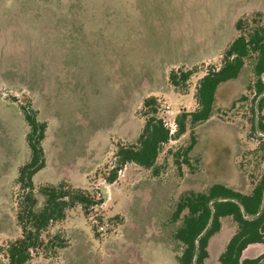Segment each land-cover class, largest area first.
Here are the masks:
<instances>
[{"label": "rangeland", "instance_id": "obj_1", "mask_svg": "<svg viewBox=\"0 0 264 264\" xmlns=\"http://www.w3.org/2000/svg\"><path fill=\"white\" fill-rule=\"evenodd\" d=\"M244 16L264 19V0H0V245L21 233L16 178L30 150L20 105L29 103L48 122L47 164L35 183L66 179L104 199L87 215L69 210L60 224L69 246L30 264H176L171 213L179 194L215 182L248 192L249 174L260 171L252 95L238 100L248 93L251 66L219 87L215 114L195 127L192 166L180 173L166 156L189 143L188 131L165 146L162 175L128 162L114 182L106 177L117 143L141 131L144 98L158 95L170 120L193 110L197 80L220 63ZM196 65L190 93H176L170 70ZM232 226L225 219L224 231Z\"/></svg>", "mask_w": 264, "mask_h": 264}, {"label": "trees", "instance_id": "obj_2", "mask_svg": "<svg viewBox=\"0 0 264 264\" xmlns=\"http://www.w3.org/2000/svg\"><path fill=\"white\" fill-rule=\"evenodd\" d=\"M237 35L222 50L220 63L210 66L197 80L193 110L183 109L176 116L177 131L170 133L165 125L162 100L151 94L144 98L139 115L144 123L135 141H120L115 151V166L106 180L114 182L118 171L128 162L146 168L153 177L165 172L167 163H160L165 146L189 131V143L168 148L181 173L184 164L192 166L191 152L197 144L195 127L208 121L214 114L219 87L237 79L246 65L251 66L252 79L238 100L251 98V127L257 132L260 171L250 173L252 187L248 192L225 183L215 182L206 190L182 191L175 201L171 222L176 224L173 238L179 252L176 264H206L211 237L220 231L223 219L230 217L237 229L219 257L222 264H264V252L256 258L242 259L243 251L251 244L264 245V19L241 17L236 22ZM199 65L170 70L168 80L174 91L185 95L191 91L192 78L200 71ZM20 109L28 126L26 142L29 158L19 166L16 183L19 187L16 220L21 233L0 245L7 258L6 264H30L35 256L55 259L69 246L70 240L60 224L68 211L80 206L85 215L104 202L96 194L64 179L37 185L35 175L46 167L44 147L48 122L39 118L38 111L29 103ZM168 159V158H167ZM58 226L56 231L53 227Z\"/></svg>", "mask_w": 264, "mask_h": 264}, {"label": "crops", "instance_id": "obj_3", "mask_svg": "<svg viewBox=\"0 0 264 264\" xmlns=\"http://www.w3.org/2000/svg\"><path fill=\"white\" fill-rule=\"evenodd\" d=\"M230 219L235 227L232 228V230L228 233L224 230V221L225 219ZM237 226L235 222L230 218L226 217L223 219L222 227L219 232L214 234L209 242V257L206 259V264H222L219 260L220 255L225 250L229 240L233 236V234L236 232ZM264 252V245L260 243L251 244L249 245L242 254V259L245 258H256L260 256Z\"/></svg>", "mask_w": 264, "mask_h": 264}, {"label": "built area", "instance_id": "obj_4", "mask_svg": "<svg viewBox=\"0 0 264 264\" xmlns=\"http://www.w3.org/2000/svg\"><path fill=\"white\" fill-rule=\"evenodd\" d=\"M163 113L165 114V116H163L165 125L170 129V133L174 134L177 131L176 119L174 118L173 120H170V118L166 117L167 114H173L169 105H166L163 109Z\"/></svg>", "mask_w": 264, "mask_h": 264}]
</instances>
